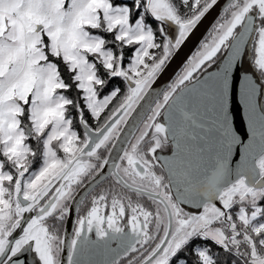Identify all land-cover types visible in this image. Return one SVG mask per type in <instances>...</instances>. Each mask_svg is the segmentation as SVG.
<instances>
[{
    "label": "snow or ice",
    "instance_id": "snow-or-ice-1",
    "mask_svg": "<svg viewBox=\"0 0 264 264\" xmlns=\"http://www.w3.org/2000/svg\"><path fill=\"white\" fill-rule=\"evenodd\" d=\"M218 5L0 0V264H264V0L154 89Z\"/></svg>",
    "mask_w": 264,
    "mask_h": 264
},
{
    "label": "water",
    "instance_id": "water-1",
    "mask_svg": "<svg viewBox=\"0 0 264 264\" xmlns=\"http://www.w3.org/2000/svg\"><path fill=\"white\" fill-rule=\"evenodd\" d=\"M226 2L227 0H220V5H223ZM220 5L214 8L213 11L206 17L204 22L201 23L198 28L189 36L185 44L182 46L179 56L172 62L169 69L158 80L156 85H154V89L156 91L163 92L167 84L171 82V80L174 78V75L180 70L182 63L195 51L199 45V42L204 38L208 29L211 27V24L216 19L220 11ZM234 159L238 160V157H234ZM106 176L107 171H105L104 175L100 177V181H98V187L95 189V191L98 192L100 188L108 186V181L105 180ZM19 259L24 260L26 264H38V262L34 260V254L32 253H24L19 257Z\"/></svg>",
    "mask_w": 264,
    "mask_h": 264
}]
</instances>
